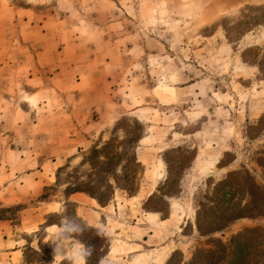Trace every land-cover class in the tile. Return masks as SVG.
Listing matches in <instances>:
<instances>
[{
  "label": "rangeland",
  "instance_id": "obj_1",
  "mask_svg": "<svg viewBox=\"0 0 264 264\" xmlns=\"http://www.w3.org/2000/svg\"><path fill=\"white\" fill-rule=\"evenodd\" d=\"M0 55V264H72L62 206L86 264H264V0H0Z\"/></svg>",
  "mask_w": 264,
  "mask_h": 264
},
{
  "label": "clouds",
  "instance_id": "obj_2",
  "mask_svg": "<svg viewBox=\"0 0 264 264\" xmlns=\"http://www.w3.org/2000/svg\"><path fill=\"white\" fill-rule=\"evenodd\" d=\"M55 227L56 232L52 234L50 240L56 245L54 249L55 259L70 253L72 264H86V258L91 255L92 248H86L81 240L77 239L88 229L86 222L70 213L66 206H62L59 223ZM65 249L66 255H62L61 253Z\"/></svg>",
  "mask_w": 264,
  "mask_h": 264
},
{
  "label": "trees",
  "instance_id": "obj_3",
  "mask_svg": "<svg viewBox=\"0 0 264 264\" xmlns=\"http://www.w3.org/2000/svg\"><path fill=\"white\" fill-rule=\"evenodd\" d=\"M102 150H93L84 160L77 165L76 169L85 167V170L89 172L87 174L86 180H81L79 176H74L71 187L69 188V193L73 192H83L87 196L96 200L100 205H104L107 201L111 199V183L110 179L115 178L116 171H108L109 165L107 162H101L100 167L95 168V163H99L98 153ZM94 171L92 172V170ZM81 185L86 186V188H81ZM89 228V227H88ZM90 229V228H89Z\"/></svg>",
  "mask_w": 264,
  "mask_h": 264
},
{
  "label": "crops",
  "instance_id": "obj_4",
  "mask_svg": "<svg viewBox=\"0 0 264 264\" xmlns=\"http://www.w3.org/2000/svg\"><path fill=\"white\" fill-rule=\"evenodd\" d=\"M7 66V67H11V66H16L17 65V63L15 62V61H13L11 64H10V58H9V55L7 56V59H6V57L5 56H1L0 55V68H1V66ZM0 97H1V95H0ZM11 182H9L8 184H10ZM7 184V185H8ZM25 185V184H24ZM23 186V185H22ZM8 188V186H6V189ZM2 199V201L4 200V196H2V195H0V200ZM2 226H5V222H2ZM18 249H15V250H8L7 252L9 253V256L11 255H18ZM8 253H7V255H8ZM9 258H12V257H9ZM7 262H8V260H7Z\"/></svg>",
  "mask_w": 264,
  "mask_h": 264
}]
</instances>
